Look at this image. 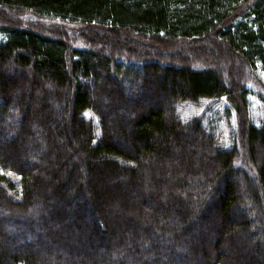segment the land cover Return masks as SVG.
<instances>
[{"label":"trees","instance_id":"16d2710c","mask_svg":"<svg viewBox=\"0 0 264 264\" xmlns=\"http://www.w3.org/2000/svg\"><path fill=\"white\" fill-rule=\"evenodd\" d=\"M1 7L0 264H264V0Z\"/></svg>","mask_w":264,"mask_h":264},{"label":"rangeland","instance_id":"374dc122","mask_svg":"<svg viewBox=\"0 0 264 264\" xmlns=\"http://www.w3.org/2000/svg\"><path fill=\"white\" fill-rule=\"evenodd\" d=\"M0 11L2 12V13L0 12V24H2V21H3L2 19H4L2 17V15L3 16L5 15L7 18H10V19H14V20L18 19L19 22L22 24V26H24V24H27L26 22H28V19L26 18L25 15H29V13L25 14V15H22V14L18 15L13 10L9 11V10L5 9L4 7H1ZM16 15H18V16H16ZM18 20H16V21H18ZM29 22H31L30 24H32V25L38 24V22L36 23L35 21H30L29 20ZM37 27H38V25H37ZM97 31L98 32H96V33H99L100 35L102 33H104V31H100V30H97ZM113 34L117 37V39L120 38V39H124V40L127 39V35H128V33L122 32V31H119V30H117ZM2 38H3V34L0 32V40ZM133 38L136 39V40H139V38H137V37H133ZM145 42L149 43L148 41H145ZM150 46H152V45L150 44ZM205 46L209 47V49H211V52H214V54L217 53V51L212 49V46L209 45L208 43H205ZM152 47H155V46L153 45ZM188 47H189L188 43L187 44L177 43L176 45H175V43H173L172 47H168V45H164V46L158 45V49L160 51H162V52L164 51L165 53H168L170 51H174L176 49L184 50L185 53H187L188 49H186V48H188ZM258 66H259V68H258L257 71H258L259 75L264 80V69H262L260 67V65H258ZM223 67H224V65H223ZM248 98H249V102H250L251 120L256 122L259 118L262 117V110L261 109H262L263 103L256 96V94L254 92L250 93ZM224 104H225V101L223 99L218 100V101L203 100L198 106H196V105L195 106L185 105V106H183L181 108V110L179 112H180L182 117L187 118L190 115H193V114L197 115V114L202 113L203 111L204 112L207 111V114H209V116H211V118L213 119V122L216 124L217 131L220 134H222L223 137H225L227 135V133H228L230 128L227 125L228 123L226 124L227 118H226V116L224 114V111H223ZM85 116L88 117V118H90V117L93 118L94 117V115L90 111H85ZM230 122L232 124V120ZM233 124H234V122H233ZM219 133H217V134L219 136H221ZM5 174H8V172L3 170L0 167V177L5 175ZM237 210H238V208L237 209L235 208L234 212H236Z\"/></svg>","mask_w":264,"mask_h":264}]
</instances>
